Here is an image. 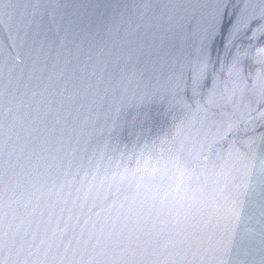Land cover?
Wrapping results in <instances>:
<instances>
[{
  "label": "water",
  "instance_id": "water-1",
  "mask_svg": "<svg viewBox=\"0 0 264 264\" xmlns=\"http://www.w3.org/2000/svg\"><path fill=\"white\" fill-rule=\"evenodd\" d=\"M0 264H264V0H0Z\"/></svg>",
  "mask_w": 264,
  "mask_h": 264
}]
</instances>
